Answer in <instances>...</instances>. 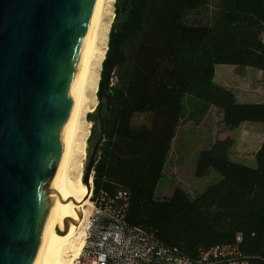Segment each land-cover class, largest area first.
<instances>
[{
    "label": "trees",
    "instance_id": "trees-1",
    "mask_svg": "<svg viewBox=\"0 0 264 264\" xmlns=\"http://www.w3.org/2000/svg\"><path fill=\"white\" fill-rule=\"evenodd\" d=\"M212 2L116 3L100 103L88 117L89 143L104 129L94 195L127 191V223L190 258L215 245L238 244L244 260L264 264V143L251 168L231 160L233 140L216 141L199 154L195 174L203 178L214 170L222 175L220 182L193 198L180 187L166 200L156 194L173 141L190 113L203 117L214 107L228 130L264 123V103H240L214 81L219 65L264 72V0ZM209 7L207 20L191 21L192 13Z\"/></svg>",
    "mask_w": 264,
    "mask_h": 264
},
{
    "label": "water",
    "instance_id": "water-1",
    "mask_svg": "<svg viewBox=\"0 0 264 264\" xmlns=\"http://www.w3.org/2000/svg\"><path fill=\"white\" fill-rule=\"evenodd\" d=\"M94 3L0 0V264H42ZM101 133L85 183L95 173L103 126Z\"/></svg>",
    "mask_w": 264,
    "mask_h": 264
},
{
    "label": "bare ground",
    "instance_id": "bare-ground-1",
    "mask_svg": "<svg viewBox=\"0 0 264 264\" xmlns=\"http://www.w3.org/2000/svg\"><path fill=\"white\" fill-rule=\"evenodd\" d=\"M114 3L115 0H95L87 28L55 172V194L51 197V220L42 264H79L86 245L89 230L86 222L92 216L88 208L93 207L88 185L94 184L93 175L88 183L84 182L85 145L90 128L86 117L95 112L98 104L97 91Z\"/></svg>",
    "mask_w": 264,
    "mask_h": 264
},
{
    "label": "rangeland",
    "instance_id": "rangeland-1",
    "mask_svg": "<svg viewBox=\"0 0 264 264\" xmlns=\"http://www.w3.org/2000/svg\"><path fill=\"white\" fill-rule=\"evenodd\" d=\"M119 1L120 0H115L113 6L111 28L116 17V3L118 2V5H120ZM212 1L214 2V0ZM210 11L211 8L209 7L200 10L198 13H192L191 21L200 22L207 20ZM110 32L106 45V53L108 50ZM262 39L264 42V34L262 35ZM216 70L217 76L215 77V81L232 91L238 102L264 103V72L254 68L241 69L223 65L217 66ZM98 91L97 106L99 105ZM91 114H88L86 117V120L90 124V128L88 140L85 145L86 160L84 162V175H86L87 167L97 143V136L89 143L93 128V123H91L88 118ZM99 133L100 129L97 124L96 134L99 135ZM226 139L233 140V147L230 152L231 160L255 168L257 165L255 154L264 143V123L247 122L235 130H228L223 124L221 112L214 107H211L203 117L196 115L192 116L190 113V116L187 117L180 126L172 144L171 155L157 186L156 194L158 199H168L177 187L186 191L193 198L203 193L209 186L220 182L222 175L214 170H211L209 174L203 178H197L195 171L201 151L209 149L216 141ZM92 209L91 207L88 208L89 215L91 212L93 213ZM91 217L92 216H90L88 222H86V225H89Z\"/></svg>",
    "mask_w": 264,
    "mask_h": 264
},
{
    "label": "built area",
    "instance_id": "built-area-1",
    "mask_svg": "<svg viewBox=\"0 0 264 264\" xmlns=\"http://www.w3.org/2000/svg\"><path fill=\"white\" fill-rule=\"evenodd\" d=\"M129 198L123 190L114 195L92 191L93 213L79 264H250L238 244L202 249L195 258L166 246L150 231L127 223Z\"/></svg>",
    "mask_w": 264,
    "mask_h": 264
},
{
    "label": "crops",
    "instance_id": "crops-1",
    "mask_svg": "<svg viewBox=\"0 0 264 264\" xmlns=\"http://www.w3.org/2000/svg\"><path fill=\"white\" fill-rule=\"evenodd\" d=\"M223 66H225V65H223ZM217 67V66H216ZM228 67H234V66H228ZM235 68V67H234ZM217 76V70H216V73H215V77ZM214 81H215V79H214ZM215 83H217L216 81H215ZM217 84H219V83H217ZM219 85H221V86H223L224 87V85H222V84H219ZM226 88V87H225ZM240 103H244V102H240ZM263 103V102H262ZM245 104V103H244ZM174 142V141H173ZM170 155H171V152H170ZM170 155H169V157H170ZM169 159V158H168ZM167 163H168V161H167ZM167 163H166V165H167ZM165 168H166V166H165ZM165 170V169H164Z\"/></svg>",
    "mask_w": 264,
    "mask_h": 264
}]
</instances>
